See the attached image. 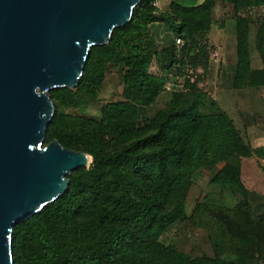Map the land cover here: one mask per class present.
Segmentation results:
<instances>
[{
	"label": "trees",
	"instance_id": "1",
	"mask_svg": "<svg viewBox=\"0 0 264 264\" xmlns=\"http://www.w3.org/2000/svg\"><path fill=\"white\" fill-rule=\"evenodd\" d=\"M223 1L237 15L232 89L264 87V21L255 40L262 68L255 70L252 23L243 16L264 9V0ZM157 2L143 0L109 45L92 50L78 87L50 93L56 113L46 145L58 140L93 163L73 175L67 194L15 227V264H264V215L256 220L252 192L242 181L234 120L225 111L201 110L205 95L196 72L211 59L215 0L196 5L172 0L167 13L158 11ZM156 22L166 23L184 45L178 48L175 39L153 51L149 32ZM154 63L160 74L151 71ZM111 66L123 72L122 101L106 104L99 119L60 109L77 107L79 95L98 100ZM171 82L177 86L170 106L145 117ZM251 151L264 156V148ZM221 165L211 183L239 194L241 202L229 207L207 195L188 215L194 173ZM184 221L206 232L214 256L193 257L161 241Z\"/></svg>",
	"mask_w": 264,
	"mask_h": 264
},
{
	"label": "water",
	"instance_id": "2",
	"mask_svg": "<svg viewBox=\"0 0 264 264\" xmlns=\"http://www.w3.org/2000/svg\"><path fill=\"white\" fill-rule=\"evenodd\" d=\"M143 0H0V264H15V227L70 190L93 158L58 140L50 95L74 90L92 50L111 43Z\"/></svg>",
	"mask_w": 264,
	"mask_h": 264
},
{
	"label": "rangeland",
	"instance_id": "3",
	"mask_svg": "<svg viewBox=\"0 0 264 264\" xmlns=\"http://www.w3.org/2000/svg\"><path fill=\"white\" fill-rule=\"evenodd\" d=\"M172 0H158L157 8L160 13L169 12V6ZM184 5L201 4L204 0H176ZM243 16L251 21L252 30L250 33V48L252 68L257 70L262 68V61L258 56L255 46L258 24L264 21V9H253L243 13ZM237 15L232 5L223 0H215V8L212 15L213 28L210 34V45L212 52L207 64V69L200 68L197 72L199 81L198 88L204 96V105L202 112L212 114L219 111H225L236 122L238 131L244 132L247 128L246 120L253 129L260 135H264V87L252 88L241 91L232 89V80L236 62V42H235V20ZM176 34L164 22H156L150 26L149 39L155 52H160L170 47L176 39ZM218 53L219 60H213L212 55ZM155 74H160L156 63L151 68ZM180 84H178L179 87ZM177 85L171 82V89ZM125 89L123 72L119 67L111 66L106 75L104 85L100 91L99 98L96 101L90 100L85 96L77 97L78 106L69 107L64 104L60 109L73 116H88L94 119L101 117L102 108L112 102L122 101ZM189 98L190 94H185ZM172 94L165 91L153 106L145 112V117L153 118L159 111L170 106ZM56 106V104H55ZM241 142L245 145V151L250 152L244 139ZM255 147L264 146V138L253 143ZM251 153V152H250ZM261 162L254 164L257 170H261L262 180L253 187L251 195V204L254 210L256 220H260L264 215V156ZM250 163V161H247ZM92 165V164H91ZM91 167V166H90ZM81 168L73 172L70 179ZM201 169L193 175V186L189 192L186 210L191 215L198 201L204 200L208 195L218 203L234 207L239 204L242 197L229 190H222L221 187L211 183L212 177L218 169ZM161 241L180 251L186 252L193 257L214 256L212 248L205 231L192 225L190 221H184L176 224L170 231L163 235Z\"/></svg>",
	"mask_w": 264,
	"mask_h": 264
},
{
	"label": "crops",
	"instance_id": "4",
	"mask_svg": "<svg viewBox=\"0 0 264 264\" xmlns=\"http://www.w3.org/2000/svg\"><path fill=\"white\" fill-rule=\"evenodd\" d=\"M247 126V128H244V132L242 133L241 131H238L236 122L235 123V128L237 131V138H238V143H239V151H240V157H241V163H242V168H241V173H242V181L245 185V187L252 191L253 187H257V185L260 183L262 180V173L261 170H257L254 167V164L257 162H261L263 159L258 158L252 151V149H259V148H264V146L261 147H255L253 143L256 141L263 139L264 135H260L258 132H256L255 129L250 126V123L246 120H243ZM240 133L241 139H244V142L246 143L247 148L250 150L245 151V145L241 142L238 134ZM247 161H250V163H247Z\"/></svg>",
	"mask_w": 264,
	"mask_h": 264
},
{
	"label": "built area",
	"instance_id": "5",
	"mask_svg": "<svg viewBox=\"0 0 264 264\" xmlns=\"http://www.w3.org/2000/svg\"><path fill=\"white\" fill-rule=\"evenodd\" d=\"M176 45L178 48H181L184 44L180 39H176ZM212 57H213V60H215V61L219 60V54L218 53L213 54ZM166 89H167V91H170V90L172 91L171 83L167 84Z\"/></svg>",
	"mask_w": 264,
	"mask_h": 264
}]
</instances>
